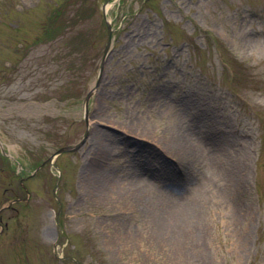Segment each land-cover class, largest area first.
Returning <instances> with one entry per match:
<instances>
[{
	"label": "rangeland",
	"instance_id": "374dc122",
	"mask_svg": "<svg viewBox=\"0 0 264 264\" xmlns=\"http://www.w3.org/2000/svg\"><path fill=\"white\" fill-rule=\"evenodd\" d=\"M2 1L0 264H264V0Z\"/></svg>",
	"mask_w": 264,
	"mask_h": 264
},
{
	"label": "trees",
	"instance_id": "16d2710c",
	"mask_svg": "<svg viewBox=\"0 0 264 264\" xmlns=\"http://www.w3.org/2000/svg\"><path fill=\"white\" fill-rule=\"evenodd\" d=\"M76 1L77 0H63L58 5L53 6L50 9L46 19L42 23V32L40 35L41 38L44 39L45 37L46 40L50 41L54 38L53 36L55 35L57 29H66L67 27H70L72 25V21L75 19L82 20L80 19V17L86 7L84 6L83 0H78L77 2ZM2 3L4 4L5 1L0 0L1 13L2 10L5 9V7H1ZM66 9L71 14L66 13L63 15V12L66 11Z\"/></svg>",
	"mask_w": 264,
	"mask_h": 264
},
{
	"label": "water",
	"instance_id": "95a60500",
	"mask_svg": "<svg viewBox=\"0 0 264 264\" xmlns=\"http://www.w3.org/2000/svg\"><path fill=\"white\" fill-rule=\"evenodd\" d=\"M110 30H111V29H110V24H109V22H107V43H106V46H105V49H104V54L106 53L107 48H108V45H109V41H110ZM100 68H101V66H100ZM97 83H98V80L96 81V85H97ZM90 95H91V91H89V92L86 94L85 98H84V106H85V109H86V107H87V103H88V99H89ZM85 121H86V123H87V119H86V118H85ZM86 136H87V133H85L84 136H83V138H82L78 143H76V144L73 145V146H63V147L59 148V149H58L57 151H55V153H54L53 155H51L49 158L52 159V157H53L55 154H58V153L63 152V151H74V150L78 149V148L83 144V142H84ZM54 248H55V244H54Z\"/></svg>",
	"mask_w": 264,
	"mask_h": 264
}]
</instances>
